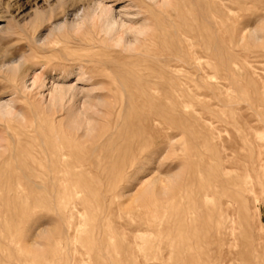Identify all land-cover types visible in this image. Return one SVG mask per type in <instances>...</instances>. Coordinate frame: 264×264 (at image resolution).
Masks as SVG:
<instances>
[{
  "label": "rangeland",
  "instance_id": "374dc122",
  "mask_svg": "<svg viewBox=\"0 0 264 264\" xmlns=\"http://www.w3.org/2000/svg\"><path fill=\"white\" fill-rule=\"evenodd\" d=\"M93 1L115 12L125 5L134 29L149 28L142 54L102 43L84 50L56 32ZM204 1L170 0L172 26L149 0H0V102L33 118L35 102L10 69L22 63L27 85L41 74L88 89L56 115L61 124L47 116L37 127L0 123V264H264V0ZM203 19L210 23L200 27ZM88 26L93 35L97 27ZM132 31L125 34L133 43ZM70 52L100 62L84 63V81L76 66L61 74ZM136 68L150 82L161 69L159 92L120 88ZM75 104L84 120L78 132L66 127ZM89 123L93 133L82 137ZM61 128L64 198L41 205L45 195L24 175L37 146L53 145L51 131Z\"/></svg>",
  "mask_w": 264,
  "mask_h": 264
},
{
  "label": "bare ground",
  "instance_id": "6f19581e",
  "mask_svg": "<svg viewBox=\"0 0 264 264\" xmlns=\"http://www.w3.org/2000/svg\"><path fill=\"white\" fill-rule=\"evenodd\" d=\"M109 1H111V0H109ZM149 1L153 6H159L160 7V14L166 18V20H167L166 23H168L172 26H174V25L176 26L177 23H176L175 19H173L172 15L169 14V9L172 8V4L170 3V0H149ZM205 1H204V3H205ZM218 2H219V0H218ZM237 2H240V0ZM121 7H122L121 10H119L118 12H115L116 10L114 11L111 5L105 4L104 2H100V1H93L92 4L89 5V9L84 16L80 17L78 12H76L75 13L76 18L74 20L72 19L73 21H71L70 23L68 22L69 24H63V25L58 26L56 28V32H59V33L64 32L66 36L70 35L69 38L74 40L73 45L76 47L82 46L84 48V50L97 48L100 45V43H102V44L109 46V47H111V46L121 47L123 50H126L127 52H129V54H132V53L140 54L141 53L140 50L142 49L141 48L142 47L141 40H142V38L147 36L149 28L148 27L144 28L145 27V25H144L143 27L139 26V27H141L140 29H138V27L136 29H134L135 26L131 25L132 23H130L131 22L130 19H132L131 13H129V10H128V8L125 7V5H122ZM83 9H85V8H83ZM236 11H237V9H236ZM236 11H235V13H236ZM210 12H212V9ZM229 13H231V12H229ZM210 16H211V14H210ZM192 19H193V17H192ZM128 23H130V25L132 27L133 26L134 27L132 28ZM209 23H210L209 20L203 19V20H201V24L199 23L198 25H200V27H201V25L207 26ZM88 24H92L93 27H97L93 35H91L90 32L88 31V27H89ZM185 24L187 26H193L196 23L190 19V20H187ZM194 28H195V25H194ZM132 30H134V33ZM128 31H130V32L132 31V33L134 35H136L135 41L133 43L131 42V40L126 38L125 33H127ZM120 32H122V34H118ZM132 33H130L131 36H132ZM78 36H83V37H78ZM128 36L130 37V35H128ZM186 37H185V39H186ZM255 37H257V36H255ZM131 38L133 39V37H131ZM182 39H184V38L182 37ZM167 40H168V38H167ZM188 40H189V37H188ZM56 43H58V41H56ZM206 50H207V48H206ZM135 56H136V54H135ZM91 57H93V56L77 55V54L75 55V53L72 55H65V61H67V63H64V67L61 70V74H64V79L70 77L72 72H74V71H72L73 69H70V68L76 66V69H77L76 76H75L76 81H84L86 78L85 77L86 69H85L84 63L85 62H92V61L95 63H100L98 60H95ZM173 60L175 62H172V63H170L169 66L168 65L167 66L169 69L173 70V72H174V70H177L180 68L178 65V61H179L178 55L174 54ZM110 62H108V61L102 62L101 61V63L103 65H105L109 68L112 67V63L110 64ZM138 64H140V63H138ZM67 66L69 68H67ZM137 67H139V66H137ZM202 68H203V66H202ZM10 69L13 72L14 71L16 72V76L14 77V81H13L14 84L16 83L17 79L20 78L22 80L21 92L24 95V97H26L28 100H32L33 103L35 102V108L32 112L33 118L31 120H27L26 115L24 113H22L21 111H19L14 104H12L11 102H8V103L7 102H5V103L0 102V123L2 125L6 126L7 128L9 127V123L13 120L15 121V119H20V121L25 126H31V127H34V126L37 127L39 119L42 118V116H47L50 119L51 124H54L57 121L59 122L61 119L57 120V118L60 116L57 117L56 115L59 114L63 109H65V104L67 103V101L69 99L74 100V98H75L74 101H78L80 99L76 98L77 95H79V93L81 91L82 92L88 91V89H86V88H83L80 86L78 87L77 85H75L77 82H74L71 84L58 83V82H54L52 80L50 82L46 79L47 77H45L44 75L42 76L41 74H38L35 76L33 75L32 76L33 80H32L31 85H27L24 79L28 75V68H27V66L24 65V63L18 64L15 66L12 65ZM189 69H191V67ZM160 70H161L160 68L155 69V71L157 73L160 72ZM157 73L154 75L153 80L150 82V81H145L141 77V75L139 74V70H137V68L135 70H133V69L130 71L127 70L126 73H123L125 76H123V78H119L120 88H122V90H128L129 89L131 91H134V94H138L140 97H142L145 94H148L150 92L157 93V92H159V89H160V81H159L160 79H159ZM175 73H177V72H175ZM205 73H207V72H205ZM57 77H58V75H57ZM180 81H181V79H180ZM105 82L107 83V81H105ZM49 83L51 85H48ZM112 83L108 84L109 88H111ZM169 86L173 89H176L174 87V85L171 83ZM187 87L190 88L189 86H187ZM221 87H219V88H221ZM90 90H93V89H90ZM109 90H111V89H109ZM46 91H47V93H45ZM174 92H175V90H174ZM190 92H191V90H190ZM191 93H194V92H191ZM82 94H80V95L82 96ZM175 95H178L177 92ZM200 95H202V94H200ZM76 99H78V100H76ZM180 100L181 99L179 98V101ZM83 101L81 100V103H83ZM71 104H72V102H71ZM183 104L184 103L182 102V105ZM75 106L76 107L69 106L67 109V114H66L67 116L66 117L68 118V124L66 127L68 128L67 130H72V131L74 130V131L78 132L81 129V127H83L82 123L84 120L81 118L82 112L81 111H80L81 113L79 112V109H80V108L78 109L79 106L77 104H75ZM183 107H184V105H183ZM185 107H186V105H185ZM36 110L39 111L40 114L38 112H37L38 114H36ZM90 124L91 123H89L88 126H90ZM158 124H159V121L157 119H154L152 126L154 127L153 130H155L156 134L160 133V131L158 130ZM88 126L85 129L84 134H82L83 135L82 137H89L93 133V130H94L93 129L94 127H92L93 125L90 127H88ZM63 129L62 128L58 129V130L52 129L51 132L56 137L55 141L53 142V145H51L50 140L49 141H47V140L41 141L40 145L37 146L38 157L40 160L39 159L36 160L33 158L31 161L33 163L32 169L28 173H26V175H24L26 179H28L32 182L34 189L35 188L39 189L45 195L46 199L44 201L39 200L41 205L42 204L45 205L47 202L52 203V201L59 202V201H62V199L64 198L65 173L67 171V164H66L67 160L66 159H67V155H68V153H67L68 149L65 147V145L63 144L62 141L57 140L61 136V133H63ZM3 150H4V146H3V144H1V140H0V153H2ZM92 151L96 152L97 148H93ZM33 177L35 179L37 178L39 181L38 180L32 181L31 178H33ZM170 177H172V176H170ZM172 178H170V180ZM170 180H168V181H170ZM152 184H153V182H152ZM152 184L145 187L142 192H147L148 190H154L152 188L153 187ZM167 187L168 186L165 185L160 190L164 193L167 190ZM53 191L55 192L54 195H53ZM48 195L50 196L49 197L50 199H48V201H46L48 198ZM143 195H145V194H143ZM10 200H11V198H10ZM18 200H17V202H18ZM43 233H45V232L43 231Z\"/></svg>",
  "mask_w": 264,
  "mask_h": 264
}]
</instances>
